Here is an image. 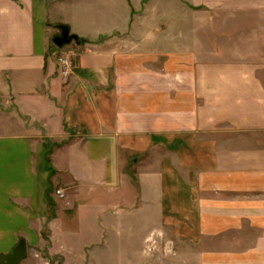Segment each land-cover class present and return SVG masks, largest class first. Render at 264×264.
Instances as JSON below:
<instances>
[{
    "label": "crops",
    "instance_id": "0c3cea01",
    "mask_svg": "<svg viewBox=\"0 0 264 264\" xmlns=\"http://www.w3.org/2000/svg\"><path fill=\"white\" fill-rule=\"evenodd\" d=\"M186 1L203 16L173 14L171 34L157 35L189 59L165 76L147 69L149 37L132 33L130 0H0V256L25 240L20 264H41L52 187L74 190L60 217L83 225L123 201L149 154L167 152L177 233L194 250H220L202 264H264V0ZM57 25L87 42L67 81L52 56ZM200 26L220 28L217 45ZM212 57L223 62L196 60Z\"/></svg>",
    "mask_w": 264,
    "mask_h": 264
},
{
    "label": "rangeland",
    "instance_id": "374dc122",
    "mask_svg": "<svg viewBox=\"0 0 264 264\" xmlns=\"http://www.w3.org/2000/svg\"><path fill=\"white\" fill-rule=\"evenodd\" d=\"M130 1L132 3V33L137 36L147 35L149 37L147 69L156 70L157 68L159 70L162 68L166 76L177 67V60L184 61L186 64L189 59H175L171 56L168 40L161 43L154 40L157 35L171 34L173 14L174 19L175 14L180 13L181 18L191 17L193 20L202 17L203 14L188 10L185 4L186 0ZM82 11L83 17H85L86 9ZM72 12V10L67 11L65 17L67 16L66 18L73 22ZM139 15L142 20L138 19ZM79 20L83 22V19ZM52 28L53 32L50 36L52 56L56 59V56L66 54L74 62V59L78 58V51L87 42L78 37L80 44L73 42L63 49H58L53 44L52 38L59 31L56 27ZM181 28L186 30L187 26ZM86 29L90 30V27L87 26ZM195 30L201 33L206 30L205 32L210 34L214 40L212 46L218 44L216 36L220 33L219 27L200 26ZM72 33L74 32L72 31ZM123 33V31H116L115 35L118 36L117 38H124ZM107 38V36L101 38L102 41L100 40L99 43L108 46L107 42L104 43ZM160 44L165 45L163 56H158L156 53V48ZM115 45L118 48L123 44L117 41ZM196 60L200 63L202 61L211 62L212 65H219L220 62H223V59L218 57ZM224 61L229 62L231 59H224ZM162 156L164 157V177L157 173L159 167L157 159ZM171 164L170 153L149 154L145 170L130 171L136 180L133 188L117 196V200L123 201H117L115 205L109 206L99 216L84 215L83 225L73 216L74 213L66 208L63 210L70 212L67 214V221L65 220L64 223L60 217L58 208L62 209L67 199L74 196V190L63 192L66 198L62 199L56 192L61 187H52L51 210L47 220L43 223L41 246L33 255L34 261H39L41 264H202L206 258L207 261L209 260L208 262H214L219 256L220 250H194L187 243L186 233L178 234L176 231L174 219L171 218L172 183L169 176ZM183 226L186 231V224L183 223ZM246 250H243V253L247 254ZM259 257L264 263V251L260 253ZM27 258L28 254L23 261Z\"/></svg>",
    "mask_w": 264,
    "mask_h": 264
},
{
    "label": "water",
    "instance_id": "95a60500",
    "mask_svg": "<svg viewBox=\"0 0 264 264\" xmlns=\"http://www.w3.org/2000/svg\"><path fill=\"white\" fill-rule=\"evenodd\" d=\"M56 28L59 33L53 38L52 42L58 49H63L73 42L80 44L78 36L71 32L68 25H57ZM26 257L27 243L25 240H21L11 255L0 256V264H20Z\"/></svg>",
    "mask_w": 264,
    "mask_h": 264
},
{
    "label": "built area",
    "instance_id": "2783aa9c",
    "mask_svg": "<svg viewBox=\"0 0 264 264\" xmlns=\"http://www.w3.org/2000/svg\"><path fill=\"white\" fill-rule=\"evenodd\" d=\"M56 61L58 68L60 70V74L63 78V81H67L68 78L71 76V73L73 71V61L69 55H61V56H56ZM57 195L60 198H64L65 195L62 191H57Z\"/></svg>",
    "mask_w": 264,
    "mask_h": 264
}]
</instances>
